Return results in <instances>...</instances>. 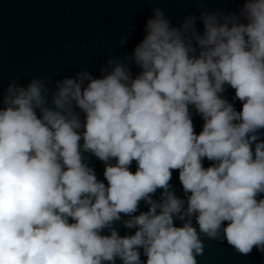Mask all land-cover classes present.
<instances>
[{"label": "clouds", "instance_id": "1", "mask_svg": "<svg viewBox=\"0 0 264 264\" xmlns=\"http://www.w3.org/2000/svg\"><path fill=\"white\" fill-rule=\"evenodd\" d=\"M196 2L178 24L154 7L96 73L0 86V264H199L205 239L264 254V0Z\"/></svg>", "mask_w": 264, "mask_h": 264}, {"label": "water", "instance_id": "2", "mask_svg": "<svg viewBox=\"0 0 264 264\" xmlns=\"http://www.w3.org/2000/svg\"><path fill=\"white\" fill-rule=\"evenodd\" d=\"M204 6L208 10L236 11L239 3L237 0H207ZM154 7L163 8L172 23L178 24L201 5L196 0H0V86L6 88L16 77L21 83L40 76H49L54 81L63 75H74L83 67L96 73L109 55L131 51L143 38L146 20ZM197 26L202 28L199 22ZM130 28H134V32L127 46L118 47V40ZM225 96L232 101L234 90L228 88ZM234 104L237 110L242 107L239 101ZM193 122L199 133L202 119L194 114ZM209 163L205 160V167ZM90 166L94 167L97 177L104 180L103 162L92 157ZM135 168L133 162L131 170ZM172 184L182 196L178 172H173ZM141 210H147L146 206L141 204ZM117 227L121 235L134 232L119 224ZM204 242L199 264H264V254L256 249L242 256L226 242L208 239ZM142 259L146 258L142 256Z\"/></svg>", "mask_w": 264, "mask_h": 264}]
</instances>
